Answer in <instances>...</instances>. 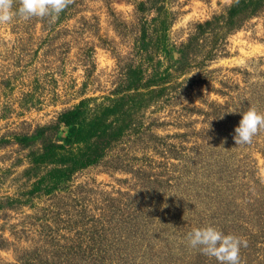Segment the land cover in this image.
Wrapping results in <instances>:
<instances>
[{
    "label": "rangeland",
    "instance_id": "374dc122",
    "mask_svg": "<svg viewBox=\"0 0 264 264\" xmlns=\"http://www.w3.org/2000/svg\"><path fill=\"white\" fill-rule=\"evenodd\" d=\"M235 1L71 0L0 24V264H218L185 240L207 224L264 264V129L233 139L264 113V0L230 19Z\"/></svg>",
    "mask_w": 264,
    "mask_h": 264
},
{
    "label": "clouds",
    "instance_id": "9594fccd",
    "mask_svg": "<svg viewBox=\"0 0 264 264\" xmlns=\"http://www.w3.org/2000/svg\"><path fill=\"white\" fill-rule=\"evenodd\" d=\"M70 2L71 0H18L16 3V0H0V24L9 23L14 17L25 20L31 17H50L54 21ZM237 111H240L239 107L228 112ZM223 114L219 117L222 118ZM240 114L241 118L234 128L235 145L251 143L258 130L264 129V113L254 107H247ZM185 240L189 247L207 257L215 258L218 264H239L240 249L247 246V240L243 237L225 232L212 224L192 227L185 234Z\"/></svg>",
    "mask_w": 264,
    "mask_h": 264
},
{
    "label": "trees",
    "instance_id": "16d2710c",
    "mask_svg": "<svg viewBox=\"0 0 264 264\" xmlns=\"http://www.w3.org/2000/svg\"><path fill=\"white\" fill-rule=\"evenodd\" d=\"M251 2L253 3V0H237V1H235V4L233 3V5H231L229 10H228L229 18L231 19L235 15L234 13L238 12V9H236L234 7V5H236V4H247V3H249V5H250V4H252ZM253 8H255L254 5H253ZM79 112H80L79 109L74 108V109H70L68 111L63 112L61 114V116L59 117V122H61L64 126L69 127V130H68L69 135L76 132L73 124H74V120L78 118Z\"/></svg>",
    "mask_w": 264,
    "mask_h": 264
}]
</instances>
